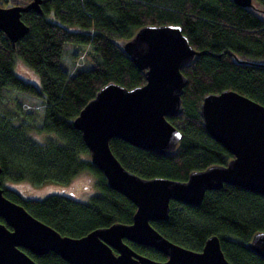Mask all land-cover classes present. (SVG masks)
Here are the masks:
<instances>
[{
  "label": "trees",
  "instance_id": "obj_1",
  "mask_svg": "<svg viewBox=\"0 0 264 264\" xmlns=\"http://www.w3.org/2000/svg\"><path fill=\"white\" fill-rule=\"evenodd\" d=\"M31 1L0 0V6L25 7ZM257 4L264 7V0H254L249 9L233 0H43L41 14L23 13L30 31L22 39L13 43L0 30V163L5 195L73 238L133 222L136 205L111 189L93 166L73 121L107 84L132 89L146 83L144 72L117 41L131 39L147 25H179L192 47L205 53L182 69L188 79L184 111L169 119L183 133L177 151L160 156L116 138L110 142L114 154L144 178L187 181L194 171L228 164L233 155L206 131L200 108L205 96L225 90L264 105V16ZM66 54L71 55V65ZM18 61L28 67L27 74L17 71ZM30 73L32 77L27 76ZM8 91L42 99L41 124L34 111L26 118L23 112L12 111L6 102ZM84 172L97 180V193L87 202L67 193L26 197L9 186L23 181L65 184ZM152 225L193 251H202L210 237L218 236L232 264H264L246 248L256 233L264 232V196L241 187L225 184L208 191L199 207L172 201L169 219ZM126 242L139 254L167 260L151 247ZM26 252L40 264H69L54 252L44 256Z\"/></svg>",
  "mask_w": 264,
  "mask_h": 264
},
{
  "label": "water",
  "instance_id": "obj_2",
  "mask_svg": "<svg viewBox=\"0 0 264 264\" xmlns=\"http://www.w3.org/2000/svg\"><path fill=\"white\" fill-rule=\"evenodd\" d=\"M233 2L254 7V0ZM42 3L0 6V30L16 43L30 31L23 13L41 14ZM117 44L144 72L146 83L132 89L107 84L73 124L108 186L136 205L133 222L97 228L79 238L62 235L5 195L0 163V218L4 220L0 264H40L26 250L38 256L54 252L69 264H232L218 236L210 237L202 251H193L164 237L152 223L169 219L172 201L199 207L208 191L225 184L264 196V105L233 90L205 96L200 108L203 125L233 155L232 160L194 171L187 181L141 177L124 167L110 142L118 138L160 156L173 155L183 138L169 120L184 111L182 96L188 79L182 69L205 52L192 47L182 27L173 24L141 27L131 39ZM126 241L151 247L167 260L139 254ZM246 248L264 260V232L256 233Z\"/></svg>",
  "mask_w": 264,
  "mask_h": 264
},
{
  "label": "rangeland",
  "instance_id": "obj_3",
  "mask_svg": "<svg viewBox=\"0 0 264 264\" xmlns=\"http://www.w3.org/2000/svg\"><path fill=\"white\" fill-rule=\"evenodd\" d=\"M257 8L259 10V14L264 16V7L257 4ZM66 62L71 65L72 59L70 54H66L65 56ZM17 71L19 73L27 74L28 67L22 62L18 61L17 63ZM28 77H32V74L27 75ZM35 76H33L34 78ZM6 102L9 104V107L12 111H21L26 118V114H31L33 111L36 114V122L37 124H41L42 115L44 112L42 99H39L34 96H29L26 94H22L15 91H8L6 93ZM20 104V105H18ZM19 106L21 110H19ZM96 177L94 174L90 172H84L75 178H73L70 182L62 184V183H46L41 185H34L27 181L17 182V183H9L10 187L15 188L20 191L24 196L31 198H45L50 194L54 193H67L70 195H75V197L82 202H87L91 199V197L96 194Z\"/></svg>",
  "mask_w": 264,
  "mask_h": 264
}]
</instances>
